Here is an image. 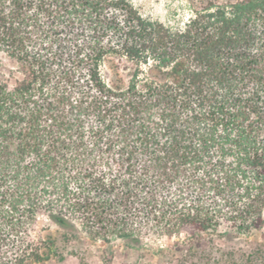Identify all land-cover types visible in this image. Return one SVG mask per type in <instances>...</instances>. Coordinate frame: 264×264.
<instances>
[{"label": "trees", "instance_id": "obj_1", "mask_svg": "<svg viewBox=\"0 0 264 264\" xmlns=\"http://www.w3.org/2000/svg\"><path fill=\"white\" fill-rule=\"evenodd\" d=\"M189 5L162 23L127 0H0V264L137 247L136 207L173 209L171 234L261 230L264 0ZM40 217L56 237L31 238Z\"/></svg>", "mask_w": 264, "mask_h": 264}, {"label": "rangeland", "instance_id": "obj_2", "mask_svg": "<svg viewBox=\"0 0 264 264\" xmlns=\"http://www.w3.org/2000/svg\"><path fill=\"white\" fill-rule=\"evenodd\" d=\"M127 1L142 16L162 23L190 15L189 0ZM3 64L7 68L15 66L4 58ZM190 195L188 193V197ZM136 209L138 211L131 218L129 228L141 232L139 246L128 245L116 238L111 239L109 244L100 241L92 243L83 236L82 245H70L77 256L68 255L63 261L51 259L41 264H104L103 259L108 260L109 264H264V223L261 230L252 231L246 236L216 240L214 236L191 232L186 227L178 233H169L167 230L172 220L161 215L173 213V209ZM262 217L264 219V208ZM59 232L58 228L40 217L31 231V238L46 235L56 237ZM57 243L61 244V239Z\"/></svg>", "mask_w": 264, "mask_h": 264}]
</instances>
